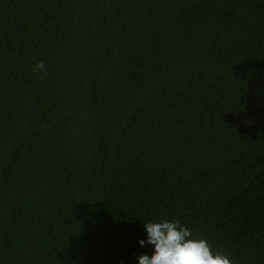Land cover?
<instances>
[{"label":"trees","instance_id":"16d2710c","mask_svg":"<svg viewBox=\"0 0 264 264\" xmlns=\"http://www.w3.org/2000/svg\"><path fill=\"white\" fill-rule=\"evenodd\" d=\"M153 219L264 264V0H0V264H139Z\"/></svg>","mask_w":264,"mask_h":264},{"label":"clouds","instance_id":"9594fccd","mask_svg":"<svg viewBox=\"0 0 264 264\" xmlns=\"http://www.w3.org/2000/svg\"><path fill=\"white\" fill-rule=\"evenodd\" d=\"M32 70L40 78L47 75L43 61ZM143 227L147 240L140 239L139 244H150L154 251L151 255H139V264H233L228 255L214 252L206 239L194 238L193 232L179 220L153 219L143 223Z\"/></svg>","mask_w":264,"mask_h":264}]
</instances>
